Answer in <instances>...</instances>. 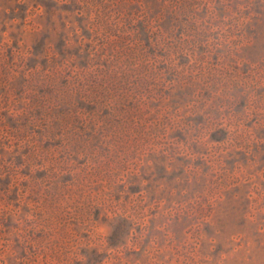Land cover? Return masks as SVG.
Wrapping results in <instances>:
<instances>
[{
	"label": "rangeland",
	"instance_id": "374dc122",
	"mask_svg": "<svg viewBox=\"0 0 264 264\" xmlns=\"http://www.w3.org/2000/svg\"><path fill=\"white\" fill-rule=\"evenodd\" d=\"M0 264H264V0H0Z\"/></svg>",
	"mask_w": 264,
	"mask_h": 264
}]
</instances>
